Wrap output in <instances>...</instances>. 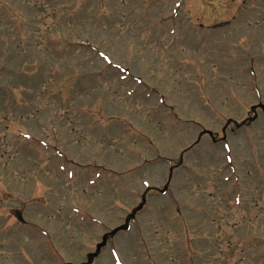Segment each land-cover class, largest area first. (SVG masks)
Here are the masks:
<instances>
[{"label": "rangeland", "instance_id": "rangeland-1", "mask_svg": "<svg viewBox=\"0 0 264 264\" xmlns=\"http://www.w3.org/2000/svg\"><path fill=\"white\" fill-rule=\"evenodd\" d=\"M114 254L264 264V0H0V264Z\"/></svg>", "mask_w": 264, "mask_h": 264}, {"label": "snow or ice", "instance_id": "snow-or-ice-1", "mask_svg": "<svg viewBox=\"0 0 264 264\" xmlns=\"http://www.w3.org/2000/svg\"><path fill=\"white\" fill-rule=\"evenodd\" d=\"M100 55L103 56L104 53H100ZM113 259H114L115 264H122V261L120 260L119 255L114 254Z\"/></svg>", "mask_w": 264, "mask_h": 264}]
</instances>
